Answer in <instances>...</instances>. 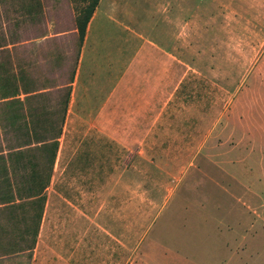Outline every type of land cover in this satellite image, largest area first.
<instances>
[{
	"label": "rangeland",
	"instance_id": "374dc122",
	"mask_svg": "<svg viewBox=\"0 0 264 264\" xmlns=\"http://www.w3.org/2000/svg\"><path fill=\"white\" fill-rule=\"evenodd\" d=\"M92 1L0 0V264H30L35 247L62 244L110 247L109 253L95 254V264H156L162 256L157 247L167 245L169 226L171 246H182L183 204H172V209H176L174 218H170L173 224L167 221L152 234V222L168 201L176 198L185 203L196 194L181 186L176 189L177 181L167 182V176L152 172L153 165L148 159H142V174L134 172L135 163L138 166L140 159H127L130 165L126 177V236H118L122 223L113 216L119 209L117 188L104 191L110 192L112 205L108 239L93 237L91 233L87 239L80 237V231L89 228L86 221L78 223L82 228L78 227V234L75 232L72 238L49 236L50 231L70 230L74 225L77 229L71 217L84 219L82 215L88 210L86 199L93 195L98 200V195L104 193L90 188L92 181L106 184L110 180L115 185L119 181L114 157L109 159L110 173L104 174L100 169L91 180L84 172L85 167L79 172L77 168L71 169L66 160L69 154L63 150L70 130L65 125L59 140L60 157L58 160L59 152L56 153L57 160L50 172L48 149L52 139L61 133L68 93L66 84L72 77L70 61L76 56L72 54V33L76 17ZM143 1L128 0L136 18L129 26L136 25L138 32L151 36L155 32L149 28L139 29L151 22L147 13L150 7ZM177 1L186 9L179 19L184 22V28L173 31L175 52L190 57L192 82L196 84L192 88V102L197 101L200 90L212 119L217 121L214 140L207 147L213 149L226 142L223 148L230 150L238 137L243 151L240 159L248 155L244 145L248 144L249 149L255 145V163L261 165L264 158V0ZM120 21L130 24L123 18ZM105 33L107 53L117 54L119 44L127 35L110 21ZM195 76L200 81L194 80ZM7 92L14 95L4 99ZM194 92H197L195 96ZM248 136L250 142L246 140ZM212 160L217 163L218 159ZM139 182L143 188L135 190V183ZM61 196L73 200L75 207L64 201L61 205ZM139 198H142L141 206H138ZM135 211L142 214V220H130ZM78 256L81 264L93 254L79 253Z\"/></svg>",
	"mask_w": 264,
	"mask_h": 264
},
{
	"label": "crops",
	"instance_id": "0c3cea01",
	"mask_svg": "<svg viewBox=\"0 0 264 264\" xmlns=\"http://www.w3.org/2000/svg\"><path fill=\"white\" fill-rule=\"evenodd\" d=\"M143 2L150 7L147 13L151 22L139 29L149 28L154 35H143L136 25L129 26L136 18L128 0H99L81 44L75 25L72 54L76 56L70 61L72 77L66 84L61 133L52 139V143H58V160L64 125L70 128L63 150L69 154L66 160L71 169L79 172L85 167L91 180L100 169L108 175L109 159H117L116 185L109 180L106 184L92 181L89 186L103 192L118 189L119 209L113 216L122 223L118 229L120 238L127 231L128 158L140 159L138 166L135 163L136 174H142V159H148L152 172L167 176V182H178L176 189L181 186L194 190L190 194L195 197L188 198L186 205L173 198L157 212L152 234L167 221L173 224L170 218L176 212L172 209L174 202L176 206L183 204L182 246H171L169 226L167 245L157 247L162 256L156 264H264V158L261 165H256V147L249 149L247 144L244 146L248 155L241 160L238 137L230 150H224L226 142L213 149L207 147L214 140L217 121L212 119L200 90L197 101L192 102L196 84L192 82L190 57L175 52L173 31L184 28L179 19L185 5L177 0ZM122 18L130 24L120 21ZM109 21L127 35L114 55L107 53L105 30ZM197 78L200 81L196 76L194 80ZM246 138L250 142L251 137ZM212 159H218L217 163ZM142 188V183H135V190ZM60 199L61 205L64 201L75 207L73 200ZM135 201L137 204V198ZM86 204L84 219L75 216L71 221L77 225L86 221L87 230L78 234L82 227L75 229L74 225L70 230L50 231L49 236L72 238L77 233L87 239L91 233L108 239L112 220L110 192L99 194L98 200L92 195ZM141 205L139 198L138 206ZM132 216L130 220L143 219L136 211ZM34 251L30 264H78L79 253L93 254L81 264H95V254L109 253L110 247L62 244L37 246Z\"/></svg>",
	"mask_w": 264,
	"mask_h": 264
},
{
	"label": "trees",
	"instance_id": "16d2710c",
	"mask_svg": "<svg viewBox=\"0 0 264 264\" xmlns=\"http://www.w3.org/2000/svg\"><path fill=\"white\" fill-rule=\"evenodd\" d=\"M99 0H93L91 3L88 4L87 7H85L81 14L78 15V17H76V28H77V32L79 35V42L80 44L83 42L85 34H86V30H87V26L88 23L90 21V19L92 18V15L96 9V6L98 5ZM9 95H14V93H9L7 92V94L5 95L4 99L8 98ZM12 97V96H11ZM51 148L48 149L50 154H51V169L50 172H52V165L54 164L55 161V157H56V152H57V148H58V143L54 142L52 143V145L50 146ZM50 179V173L49 175L46 176L45 178V183L43 181H41V184H45V186H47L48 181ZM43 186L41 187V189H39L42 191L43 190ZM32 190H36V189H32ZM42 201H44V199H41Z\"/></svg>",
	"mask_w": 264,
	"mask_h": 264
}]
</instances>
